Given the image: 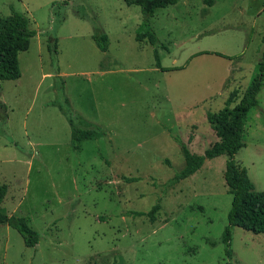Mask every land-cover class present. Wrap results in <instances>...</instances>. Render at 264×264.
I'll use <instances>...</instances> for the list:
<instances>
[{"label": "rangeland", "instance_id": "374dc122", "mask_svg": "<svg viewBox=\"0 0 264 264\" xmlns=\"http://www.w3.org/2000/svg\"><path fill=\"white\" fill-rule=\"evenodd\" d=\"M212 1L157 9L151 45L123 0H0V17L22 14L34 32L20 78L0 81V264H264V234L223 240L225 156L169 184L185 165L174 138L203 155L217 141L206 115L239 102L264 51V0ZM257 100L234 159L262 192L264 82ZM73 126L101 132L75 149Z\"/></svg>", "mask_w": 264, "mask_h": 264}, {"label": "trees", "instance_id": "16d2710c", "mask_svg": "<svg viewBox=\"0 0 264 264\" xmlns=\"http://www.w3.org/2000/svg\"><path fill=\"white\" fill-rule=\"evenodd\" d=\"M127 6L140 7L142 22L136 31V41L148 40L155 45L156 37L150 27V19L155 11L175 4L177 0H123ZM34 32L29 28V20L24 15L13 13L7 17H0V81H11L20 78L18 55L28 49ZM93 40L98 49L107 51L108 37L106 34H96ZM158 59V57H157ZM264 82V51L259 62L258 72L252 79L248 88L243 92L239 102L233 107V96L227 100L224 108L216 113L206 115L217 141L207 149L203 155L191 153L178 138L174 140L180 145L184 158V167L174 175L169 184L175 185L195 174L206 160L220 156L226 157L224 180L228 193L231 195V208L228 213V227L224 231V242L229 245L230 229L239 227L254 234H264V191H256L249 180L245 169L238 164L234 157L245 146L243 142L244 123L246 115L251 108L258 106L257 95ZM99 129H82L73 126L71 129V141L75 149L82 140L91 139ZM6 195V189L0 185V205ZM159 210L156 204L147 213L151 219ZM143 216L144 213H136ZM1 224V222H0ZM5 224L15 229L21 235L26 247H35L38 237L23 218L10 216Z\"/></svg>", "mask_w": 264, "mask_h": 264}, {"label": "crops", "instance_id": "0c3cea01", "mask_svg": "<svg viewBox=\"0 0 264 264\" xmlns=\"http://www.w3.org/2000/svg\"><path fill=\"white\" fill-rule=\"evenodd\" d=\"M177 1H178V0H177ZM212 3H213V1L211 0L210 4H212ZM204 164H205V162H204ZM204 164H203V165H204ZM202 167H203V166H202ZM202 167H201V168H202ZM198 171H199V170H198ZM198 171H197V172H198ZM197 172H196V173H197ZM196 173H195V174H193L192 176H195V175H196ZM190 177H191V176H190Z\"/></svg>", "mask_w": 264, "mask_h": 264}]
</instances>
